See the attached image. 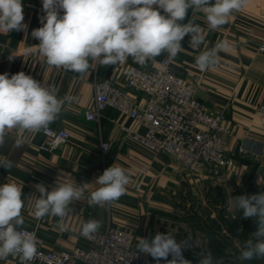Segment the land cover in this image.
I'll list each match as a JSON object with an SVG mask.
<instances>
[{
  "label": "crops",
  "instance_id": "0c3cea01",
  "mask_svg": "<svg viewBox=\"0 0 264 264\" xmlns=\"http://www.w3.org/2000/svg\"><path fill=\"white\" fill-rule=\"evenodd\" d=\"M23 5L26 30L0 32V74L8 73L10 77L23 71L55 89L58 98H74L72 102H65L49 125L67 129L72 135L61 150L44 152L41 146L46 138L42 131L18 129L9 130L5 144L0 147V161L7 159L13 163L11 168L0 167V186L7 182L22 185L23 227L36 229L46 249L70 250L80 244L82 225L90 219L98 220L101 228L112 224L132 232L136 239H151L157 232H169L177 239L182 231L179 228L182 221L175 214L174 200L178 196L190 191L199 195L208 186L233 195L248 181L259 184L262 180L264 163L259 161L264 155V126L257 110L264 104V52L259 50L264 41V0H246L244 7L234 11L227 23L215 31L207 30L202 12L189 10L182 22L191 19L205 29V41L201 48L194 50L189 44L190 36L186 35L181 51L173 59L174 67L185 78L201 77L196 88L199 101L212 112L223 114L230 128L227 141L233 164L225 169H209L202 176L192 175L170 158L155 157L132 144L122 128H137V125L113 109L105 112L99 124L86 120V112L94 102L96 74L109 78L129 65L154 68L168 56L166 52L144 64L131 56L115 65L89 60L90 67L85 73L49 66L37 47L40 41L31 35L34 29L42 27V0H23ZM219 44L224 47L218 51L216 63L201 71L195 63L196 56ZM17 139L24 145L16 147ZM101 140L112 142L105 159L100 151ZM114 163L127 170L130 179L126 193L111 204L90 205V193L99 187L94 182ZM40 183L48 191L56 184H89L81 199L70 205L73 211L66 217L46 216L37 220L33 211L40 194L35 186ZM163 263L161 259L159 264ZM0 264H21V261L9 256L0 260Z\"/></svg>",
  "mask_w": 264,
  "mask_h": 264
},
{
  "label": "clouds",
  "instance_id": "9594fccd",
  "mask_svg": "<svg viewBox=\"0 0 264 264\" xmlns=\"http://www.w3.org/2000/svg\"><path fill=\"white\" fill-rule=\"evenodd\" d=\"M245 3L246 0H42V27L34 29L31 35L40 41L37 47L49 66L85 73L89 60L115 65L131 56L144 64L165 52L169 59H174L186 35L190 36V47L199 49L205 41V29L191 19L182 23L189 10L204 13L207 30L215 31ZM23 7V0H0V32L26 30ZM223 47L219 44L200 52L195 59L197 67L204 71L214 65ZM73 99L58 98L55 89L23 71L10 77L8 73L0 74V147L12 129L47 132L65 102ZM22 145V140L15 141L16 147ZM12 164L7 159L0 161V167L6 169ZM129 179L124 167L112 164L94 182L99 187L90 193L88 203L104 206L119 200L127 191ZM88 184H56L51 191L43 183L37 184L40 195L35 201L34 217H66L73 211L70 205L81 199ZM21 197L22 185L7 182L0 186V260L16 256L21 264H31L39 255L37 237L23 227L21 211L25 200ZM229 203L236 212H242L244 219L253 218L257 224L239 259L264 260V193L230 196ZM100 228L98 220L90 219L83 223L80 235L89 237ZM193 244L191 238L178 241L169 232H157L151 239L137 238L136 248L157 264L161 259L166 264H192L183 251L193 248ZM199 264L222 261L210 252L201 253Z\"/></svg>",
  "mask_w": 264,
  "mask_h": 264
},
{
  "label": "built area",
  "instance_id": "2783aa9c",
  "mask_svg": "<svg viewBox=\"0 0 264 264\" xmlns=\"http://www.w3.org/2000/svg\"><path fill=\"white\" fill-rule=\"evenodd\" d=\"M259 50L264 52V41ZM199 82L198 75L182 76L168 56L154 68L129 65L109 78L96 74L94 102L86 120L99 124L105 112L113 109L137 125L123 127L125 137L153 156L168 157L195 176L228 168L234 162L228 153L230 128L223 114L199 101ZM257 114L264 126V104ZM42 133L46 142L41 150L49 153L61 150L72 137L67 129L53 127ZM111 149V141L101 140L103 159ZM24 229L37 237L39 255L31 264H154L135 248L134 233L112 224L89 237L80 235V244L70 250H48L36 229Z\"/></svg>",
  "mask_w": 264,
  "mask_h": 264
},
{
  "label": "rangeland",
  "instance_id": "374dc122",
  "mask_svg": "<svg viewBox=\"0 0 264 264\" xmlns=\"http://www.w3.org/2000/svg\"><path fill=\"white\" fill-rule=\"evenodd\" d=\"M262 149L264 150V146ZM260 159L259 163H264V155ZM261 178L259 184L248 181L233 195L208 186L199 195L190 191L174 200L176 217L182 221L179 228L184 232H180L177 240L191 238L194 241L193 248L183 251L186 259L192 264H199L201 253L210 252L220 259L222 264H264V260L260 259H239L245 241L251 238L257 224L253 218L244 219L242 212H236L229 203L230 196L264 193V174ZM149 258L153 262L152 258ZM168 259L170 260L171 256ZM163 264H166V261Z\"/></svg>",
  "mask_w": 264,
  "mask_h": 264
}]
</instances>
